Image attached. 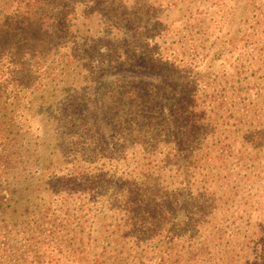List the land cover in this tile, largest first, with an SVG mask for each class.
Segmentation results:
<instances>
[{
  "label": "trees",
  "instance_id": "1",
  "mask_svg": "<svg viewBox=\"0 0 264 264\" xmlns=\"http://www.w3.org/2000/svg\"><path fill=\"white\" fill-rule=\"evenodd\" d=\"M181 1L0 0V264H264V0Z\"/></svg>",
  "mask_w": 264,
  "mask_h": 264
},
{
  "label": "rangeland",
  "instance_id": "2",
  "mask_svg": "<svg viewBox=\"0 0 264 264\" xmlns=\"http://www.w3.org/2000/svg\"><path fill=\"white\" fill-rule=\"evenodd\" d=\"M165 1H168V0H165ZM178 1H180L179 3L187 4L186 2H183L181 0H178ZM234 1H236V0H234ZM237 1L241 2L244 5V6H241L239 9H242V11H245V12L252 7V3H262L263 2V0H237ZM229 2H233V0H229ZM141 8L142 7L140 6V9ZM164 10H165L164 12H160V15L163 16V19L165 17H167V15H169L168 17H170V16L176 17V16L181 15V11H180L179 7H176L174 9H164ZM245 12L241 16L245 15ZM237 15H238V13H237Z\"/></svg>",
  "mask_w": 264,
  "mask_h": 264
}]
</instances>
